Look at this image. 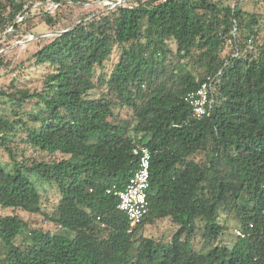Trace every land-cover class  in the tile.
Segmentation results:
<instances>
[{
	"label": "trees",
	"instance_id": "16d2710c",
	"mask_svg": "<svg viewBox=\"0 0 264 264\" xmlns=\"http://www.w3.org/2000/svg\"><path fill=\"white\" fill-rule=\"evenodd\" d=\"M28 1L55 4L38 13L50 30L61 22L50 10L64 0H1L6 40ZM258 1L123 0L30 41L43 42L31 61L49 72L39 90H0L10 107L0 112V207L61 232L0 216V264H264V20L244 8ZM207 79L209 114L194 118L184 98ZM140 145L151 153L149 206L130 227L112 192ZM44 186L59 195L50 212ZM164 219L176 228L167 241L143 235Z\"/></svg>",
	"mask_w": 264,
	"mask_h": 264
},
{
	"label": "rangeland",
	"instance_id": "374dc122",
	"mask_svg": "<svg viewBox=\"0 0 264 264\" xmlns=\"http://www.w3.org/2000/svg\"><path fill=\"white\" fill-rule=\"evenodd\" d=\"M1 1V0H0ZM66 1V5L59 10H50L52 14L60 15L61 22L58 24L56 29L50 30L46 25H44L39 18V10L45 9L49 10L53 4L48 1L43 4H34L30 5L31 2L28 1L26 3V9L30 11L29 14L26 15V21H21V18H17L14 23L19 26L17 29L16 35L11 40L5 39V34L12 32L11 28L7 29L4 34H0V60L2 64H0V90H8L11 89L10 85L13 84V87L19 89H29V90H39L42 86V81L48 69L44 66H35L33 61H31V55L35 52L42 43L36 44L31 43L37 38V35H47L45 37L40 38H50L52 37V33L60 32L65 29L64 26L68 24H72L78 22L81 17L85 14H90L93 10H97L94 8H101L104 6H110L113 3H117L120 0H100L94 1L90 4H84L81 7L78 5H73L70 0ZM226 4H233L235 0H224ZM50 6V7H49ZM245 10L250 12H256L261 15L262 20H264V1H258L257 4L255 2H251L245 5ZM26 10V11H27ZM91 16V15H90ZM31 33H35L30 35ZM264 34V26L262 31L260 32V40ZM230 50V46L227 45L224 54H227ZM111 61L106 66V71L108 72L111 68ZM181 63L185 65V68L190 70L193 74L196 73L195 69H191V64L188 65L186 60H182ZM3 100L0 99V112L10 114L9 105L2 104ZM122 117H125V112L121 113ZM4 156V154H2ZM1 155V156H2ZM2 156V157H3ZM39 193L41 195V209L47 212L53 210V208L57 205L59 200V195L57 190L51 186L38 187ZM12 214H17L24 221L28 222L31 227H42L44 230H50L51 232L60 233L59 229H54L53 226L43 221V217L41 215H29L27 213L21 212L19 210L7 209L0 207V216H8ZM228 231L222 237V240L226 243H232L235 240V235L233 230L236 228L235 223L229 220L227 223ZM175 226L170 222L169 219H164L162 221L154 222L153 224L147 225L144 228L143 235L145 237H150L156 240L167 241L170 236L175 231ZM199 234H195L192 242L195 248L199 249ZM19 241V240H18ZM1 255V252H0Z\"/></svg>",
	"mask_w": 264,
	"mask_h": 264
},
{
	"label": "built area",
	"instance_id": "2783aa9c",
	"mask_svg": "<svg viewBox=\"0 0 264 264\" xmlns=\"http://www.w3.org/2000/svg\"><path fill=\"white\" fill-rule=\"evenodd\" d=\"M210 94L211 85L207 79L196 91L185 96L184 101L191 108L192 117L201 118L209 114ZM137 155V168L124 189L112 192L118 199L117 209L127 217L130 227L142 221L148 212L149 206L148 188L151 153L147 147L140 145L137 147ZM107 193L110 194L111 191L108 190ZM236 234L240 235L239 232H236Z\"/></svg>",
	"mask_w": 264,
	"mask_h": 264
},
{
	"label": "water",
	"instance_id": "95a60500",
	"mask_svg": "<svg viewBox=\"0 0 264 264\" xmlns=\"http://www.w3.org/2000/svg\"><path fill=\"white\" fill-rule=\"evenodd\" d=\"M123 2V0H120V1H118L117 3H113V5H111L112 7L111 8H114V7H116L117 5H119V4H121ZM88 19V18H87ZM70 29H67V30H64V31H60V32H54V33H52L51 35L52 36H54V35H60V34H62V33H65V32H67V31H69ZM45 36H47V35H37V36H35V38H40V37H45Z\"/></svg>",
	"mask_w": 264,
	"mask_h": 264
}]
</instances>
